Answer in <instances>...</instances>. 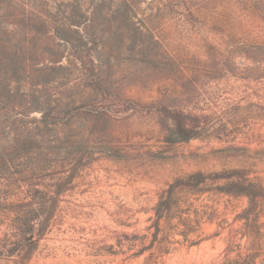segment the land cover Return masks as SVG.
I'll list each match as a JSON object with an SVG mask.
<instances>
[{"label": "rangeland", "instance_id": "rangeland-1", "mask_svg": "<svg viewBox=\"0 0 264 264\" xmlns=\"http://www.w3.org/2000/svg\"><path fill=\"white\" fill-rule=\"evenodd\" d=\"M111 1L101 88L74 68L41 92L15 77L29 46L0 11V264H264V0ZM168 111L197 117L195 136ZM235 170L254 199L209 178ZM194 173L205 181L174 189L153 238L157 203ZM17 232L32 235L21 258L6 253Z\"/></svg>", "mask_w": 264, "mask_h": 264}, {"label": "trees", "instance_id": "trees-1", "mask_svg": "<svg viewBox=\"0 0 264 264\" xmlns=\"http://www.w3.org/2000/svg\"><path fill=\"white\" fill-rule=\"evenodd\" d=\"M106 0H90V9L87 11L83 8L81 0H70L66 3L52 0L53 8L46 0H0V11L2 12L8 23L14 28L13 33H19L20 36L26 37V46L29 48L22 49L23 59L19 61L18 52L15 53L14 64H11L15 73V77L22 75L28 84L37 81L40 82L38 88L34 86L36 91L48 90L56 82L55 79H62L63 72L67 68H74L80 73H85L83 81L92 87H103L99 82L98 61L102 59L103 54L108 46L103 40V31L98 33L100 28L98 16L100 19L104 17V12L99 8ZM110 2H112L110 0ZM33 6V7H32ZM71 10L67 12V8ZM2 18V17H0ZM99 19V20H100ZM38 28L48 31H37ZM52 30V31H50ZM5 35H0V47L6 46L8 36L2 40ZM19 36V37H20ZM36 46V47H35ZM28 49V53L25 50ZM62 50V51H61ZM62 58L67 60V65H63ZM57 78H54L55 76ZM40 76V77H38ZM53 78L52 80H50ZM32 86V85H31ZM11 92V91H10ZM21 99H27V95L19 93L17 95ZM34 109V108H30ZM47 114L41 112V121L46 119ZM172 122V127L177 137L183 141H187L195 136L199 129V120L197 117L190 116L182 111H168L165 115ZM212 180L217 179H238L225 187L220 188L224 193L231 194L232 190L238 188L239 194H244L251 200L256 197L254 192L251 194L250 188L242 184L241 172L238 170L229 173L213 174L209 176ZM206 177L200 173H194L187 178L176 180L171 184L166 192V197L161 198L155 207V220L153 228L155 232L153 238L159 230V221L166 218L172 209L171 195L176 188H195L205 181ZM14 229L22 232L33 229V214L28 212V206H13ZM18 233V234H17ZM13 235L15 241L12 243L8 255L14 258H21L24 250H20L16 243L19 238L31 241L32 235L23 236L17 232Z\"/></svg>", "mask_w": 264, "mask_h": 264}]
</instances>
